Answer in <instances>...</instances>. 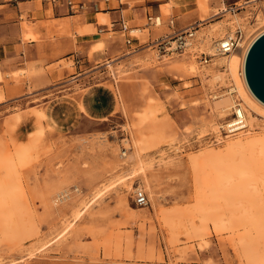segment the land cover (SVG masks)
<instances>
[{"label": "rangeland", "instance_id": "374dc122", "mask_svg": "<svg viewBox=\"0 0 264 264\" xmlns=\"http://www.w3.org/2000/svg\"><path fill=\"white\" fill-rule=\"evenodd\" d=\"M197 1V46L206 53V35L216 40L218 29L239 25L244 39L264 21L260 0ZM230 6L235 14L223 11ZM163 25L151 28L162 32ZM147 47L134 61L139 71L115 60L96 68L95 81L109 79L118 98L105 120L86 118L26 139L9 113L20 106L0 110V161L30 149L7 180L14 193L0 202V264H264V163L249 149L264 136V116L245 105L246 89L225 65ZM222 71L225 80L212 79ZM228 91L252 111L254 127L222 129L234 107L219 115L213 101ZM148 110L155 112L143 117ZM236 139L243 142L238 151ZM136 188L146 193L145 206L135 204ZM61 192L68 196L58 199Z\"/></svg>", "mask_w": 264, "mask_h": 264}, {"label": "crops", "instance_id": "0c3cea01", "mask_svg": "<svg viewBox=\"0 0 264 264\" xmlns=\"http://www.w3.org/2000/svg\"><path fill=\"white\" fill-rule=\"evenodd\" d=\"M164 12L175 28L199 22L202 14L197 0H0V110L20 106L9 113L26 139L47 127L64 132L82 119H107L118 98L109 79L95 81L96 68L115 60L139 71L134 61L169 33L167 25L152 29L146 17ZM121 22L141 36L132 32L127 45Z\"/></svg>", "mask_w": 264, "mask_h": 264}, {"label": "bare ground", "instance_id": "6f19581e", "mask_svg": "<svg viewBox=\"0 0 264 264\" xmlns=\"http://www.w3.org/2000/svg\"><path fill=\"white\" fill-rule=\"evenodd\" d=\"M253 1V0H252ZM204 6V3H202ZM202 7V6H201ZM208 8V7H207ZM201 9V8H200ZM207 10V9H206ZM236 16V15H235ZM231 23H233V21H231ZM229 25V24H228ZM232 26H234L232 24ZM220 28V27H219ZM224 28V27H223ZM231 28V27H230ZM253 29V25L251 27ZM215 29V28H214ZM212 29V31L214 30ZM251 31H247V35L244 37V39L239 43V54L236 55L234 53H229L227 55H220L217 52L216 49V41L219 40L220 38H222L223 36H225V34L227 33L226 31H221V29H218V32H214V34L216 33L217 39L213 40V33L206 35V37L204 38V46L206 48V50L213 56L212 57V65H218V66H223L225 65L224 70L226 71V75L229 76L230 78L232 77L237 85L239 86V88L243 87L244 90L246 89L245 93V105L249 106V108L251 110H253L255 113L259 114V115H263L264 116V104L258 100L249 90L244 75H243V65H244V58H245V54L247 52V49L249 47V45L251 44V42L262 32H264V21H256L255 22V27L254 29ZM136 30V29H133ZM217 31V28L214 30ZM233 31V29H232ZM231 31V32H232ZM138 32V31H137ZM199 32V31H197ZM250 32V33H249ZM209 33V32H208ZM201 36V35H200ZM97 44V43H96ZM202 45V44H201ZM95 48V45L93 46ZM100 47V46H99ZM202 48H204L202 46ZM204 48V49H205ZM101 49V47H100ZM97 50V49H96ZM99 50V49H98ZM205 66V65H204ZM191 67V69L196 70V71H201V69L197 70L196 66L194 63H191V65L189 66ZM240 67V71H238V68ZM206 68V67H205ZM190 69V68H189ZM208 69V68H207ZM204 70V69H203ZM222 70V69H221ZM223 70V71H224ZM222 72H218L213 74L212 79L214 77L215 79H219V80H225V74ZM204 73V72H203ZM206 74H208L206 72ZM212 74V73H211ZM209 75V74H208ZM201 77V76H200ZM204 77V76H202ZM227 77V78H229ZM205 79V78H203ZM211 79V80H212ZM212 82V81H211ZM226 82V81H224ZM222 81V83H224ZM203 83V82H202ZM227 83V82H226ZM224 83V84H226ZM213 84V83H212ZM221 85V84H219ZM223 85V84H222ZM217 87V86H216ZM214 88V87H213ZM230 91H232V88H230ZM2 94L0 93V98ZM234 98V97H233ZM232 98V95L230 94V92H226L223 94H220L219 96H214V101H213V108L216 109L218 111V114L220 112H224L226 109L228 110V108L234 107L236 104L241 105V109H245L242 106V103H235V100ZM213 100V99H212ZM237 107H235L236 109ZM213 109V110H214ZM242 109V110H243ZM230 110V109H229ZM245 109L244 111V124L245 127L248 126L252 127L254 125V116L252 114V111ZM152 112L155 111H150L148 110V112L144 113L143 117H147L149 115L152 114ZM215 112V111H214ZM220 115V114H219ZM43 116V115H42ZM19 117V116H18ZM17 117V118H18ZM149 119V118H148ZM20 120V119H19ZM147 120V119H146ZM18 121V120H17ZM44 121V120H43ZM143 121V119H142ZM19 122V121H18ZM14 126V125H13ZM15 127V126H14ZM254 127V126H253ZM48 130H50L47 127ZM219 129V128H218ZM53 130V128H52ZM37 132H40V130H37ZM51 132V131H50ZM31 133H35V132H31ZM29 133V134H31ZM218 134V133H217ZM32 135V134H31ZM30 135V136H31ZM234 143H236L235 146V150L238 151L240 148H242L243 146V142L240 139H236L234 140ZM135 144V143H134ZM135 147V146H134ZM35 148V147H34ZM27 149H29L26 145L22 148H18L16 149L13 153H11L10 155L6 156L5 158L2 159V162L0 161V202H2L5 198L9 197L11 198L12 193H14V189H15V184H11L9 182H7L9 176H12L14 174V167L17 164H21L22 162L26 161V154L27 153ZM250 154L251 156L254 155H258V157L263 160L264 163V136L260 135L259 137L256 138V140L252 143V145L250 146ZM30 151V149H29ZM137 156H139L138 153H136ZM257 157V156H256ZM31 158V157H30ZM139 158V157H138ZM28 159V158H27ZM29 160V159H28ZM141 161V160H139ZM141 163V162H140ZM16 172V169H15ZM257 178V177H256ZM257 180V179H256ZM12 182V181H11ZM14 183H16L14 181ZM18 183V182H17ZM251 184V183H249ZM259 184V183H258ZM248 185V184H247ZM249 188L251 187L250 185L248 186ZM254 187V185H253ZM252 187V189H253ZM247 188V187H246ZM248 188V189H249ZM259 188V187H258ZM257 188V190H258ZM247 189V190H248ZM251 189V188H250ZM262 189V188H261ZM256 190V191H257ZM260 190V189H259ZM263 190V189H262ZM255 191V190H254ZM255 191V193H256ZM16 194V193H15ZM253 195L255 196L256 194L253 193ZM259 195V194H258ZM258 195H256L258 197ZM260 197V195H259ZM247 200V199H246ZM243 201V200H242ZM7 202V201H6ZM240 203V202H239ZM85 205V204H84ZM2 206V205H1ZM240 206V205H239ZM242 206V205H241ZM254 207V205H252ZM251 207V208H253ZM73 214H74V218H77L80 216V214L82 213V210L80 208H76L73 210ZM240 213V212H239ZM4 214V213H2ZM6 214V213H5ZM241 214V213H240ZM244 214V213H243ZM1 215V214H0ZM9 215V214H8ZM251 215V213H250ZM10 216V215H9ZM246 217V216H245ZM2 218V217H1ZM242 218V217H241ZM247 218V217H246ZM3 219V218H2ZM256 219V218H255ZM253 220V218H252ZM2 221V220H1ZM220 222V221H219ZM222 222V221H221ZM252 222V221H251ZM2 223V222H1ZM247 223V222H246ZM249 224V223H248ZM255 224V223H254ZM4 225V224H3ZM218 225V224H217ZM216 227V225H215ZM12 263V262H11ZM10 264V263H9Z\"/></svg>", "mask_w": 264, "mask_h": 264}, {"label": "built area", "instance_id": "2783aa9c", "mask_svg": "<svg viewBox=\"0 0 264 264\" xmlns=\"http://www.w3.org/2000/svg\"><path fill=\"white\" fill-rule=\"evenodd\" d=\"M82 6H79L81 8ZM239 7V6H238ZM238 8L230 6L229 9L224 8L223 11H229L235 14ZM146 23L153 27H159L166 24L170 30L162 36L155 38L150 44L151 48H155L157 52L162 56L182 55L185 53H191L198 58L200 64L206 65L212 61V55L206 53L198 48L197 29L201 24V21L194 22L183 28H175L173 18L162 19L160 15L150 14L146 17ZM120 29L122 31H128L129 36L125 42L127 45L131 43V33L133 30L129 28L126 22H121ZM243 29L237 25L234 31L226 33L225 36L216 41V49L218 54L227 55L239 46V43L243 40ZM235 107H237L235 109ZM233 116L223 125L222 129L226 133H233L242 130L245 127L244 124V111L239 104H236L232 111ZM66 192L58 194V199L67 197ZM134 202L138 206H145L148 203V197L143 189L136 188L133 196Z\"/></svg>", "mask_w": 264, "mask_h": 264}, {"label": "water", "instance_id": "95a60500", "mask_svg": "<svg viewBox=\"0 0 264 264\" xmlns=\"http://www.w3.org/2000/svg\"><path fill=\"white\" fill-rule=\"evenodd\" d=\"M243 75L251 93L264 104V32L247 49Z\"/></svg>", "mask_w": 264, "mask_h": 264}]
</instances>
